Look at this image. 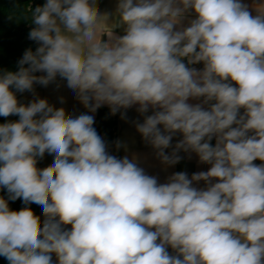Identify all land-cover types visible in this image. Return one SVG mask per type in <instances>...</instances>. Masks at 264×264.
<instances>
[{
  "label": "clouds",
  "instance_id": "obj_1",
  "mask_svg": "<svg viewBox=\"0 0 264 264\" xmlns=\"http://www.w3.org/2000/svg\"><path fill=\"white\" fill-rule=\"evenodd\" d=\"M28 11L39 46L17 71H0V117H19L0 124L8 194L0 256L8 264H264V0H118L114 12L97 0H46ZM58 76L85 112L44 98L18 102L16 92ZM104 105L122 119L138 106L136 131L165 167L181 151L210 167L160 183L135 155L110 154L93 115ZM45 153L53 162L38 168ZM17 199L25 207L11 210Z\"/></svg>",
  "mask_w": 264,
  "mask_h": 264
},
{
  "label": "crops",
  "instance_id": "obj_2",
  "mask_svg": "<svg viewBox=\"0 0 264 264\" xmlns=\"http://www.w3.org/2000/svg\"><path fill=\"white\" fill-rule=\"evenodd\" d=\"M45 2L46 0H43V4ZM97 2L101 11L114 12L118 0H97ZM244 2L249 5H252L253 3H260L261 0H244ZM187 22L188 20L186 19L184 21V24L186 25ZM42 74L43 73H37V75ZM27 95L28 97L33 99H47L49 104L53 105L56 108L63 107L69 114L74 113L78 115L86 111L83 104H81L76 98L73 90L67 87L66 80H63L59 76L54 82H51L47 86H42L39 84V87L35 89L34 92L28 91ZM61 98H63V102H61ZM189 102L197 103L199 101L190 100ZM102 107L109 108L107 105H104ZM137 107L138 106H133L132 108L126 110V117L123 119L121 118L120 112L115 115L117 124L116 142L118 140L122 141L123 144L126 145L127 150H125V147H120L119 149H117L115 143L114 146L108 148L110 154L116 155L118 158H123L125 155H127L130 159L133 155H135L138 158L139 166L144 168L147 174L156 176L160 183L166 182L167 177L175 172L183 171L188 173L189 177H191V175L195 172L208 170L210 165L200 163L195 153H184L183 151L179 153V155L182 157L179 163L168 167L162 165L159 159L155 156V150L149 144H147L143 140L141 135L136 131L135 124L133 123V121L142 122L144 118L136 111ZM241 112H243V110H241ZM147 114H151V110ZM93 115L95 118L96 125L97 111ZM181 138L182 136L180 134L175 135L172 140V145L174 146L175 143ZM211 143L213 144V141ZM171 150L172 149L169 148L165 151L171 152ZM53 159V155L45 153V156L41 159L40 168L49 166L53 162ZM254 163L260 164L262 162L256 160L254 161ZM196 186L204 187V182L201 181ZM39 216L41 218V221H43L44 216L42 214L41 207L39 208ZM53 260L55 261V256H53Z\"/></svg>",
  "mask_w": 264,
  "mask_h": 264
},
{
  "label": "trees",
  "instance_id": "obj_3",
  "mask_svg": "<svg viewBox=\"0 0 264 264\" xmlns=\"http://www.w3.org/2000/svg\"><path fill=\"white\" fill-rule=\"evenodd\" d=\"M43 0H30L23 2L21 0H0V71H17L18 61L22 58L24 52L31 48L33 51L38 47L37 42L29 39L28 33L33 27L30 23L31 13L29 7L34 9L36 6H42ZM37 75V73H35ZM13 91H15L13 89ZM28 91L23 93L16 92L18 102L28 104L33 98L28 97ZM19 117L16 115L7 118L0 117V124L9 121H16ZM96 130L98 134L106 141L108 148L116 143L117 124L115 115L110 114V109L100 107L97 110ZM41 159L38 160L37 167L40 168ZM6 189H0V196L7 199ZM11 210L19 211L25 207L22 200L8 201ZM33 212L39 216L40 206L36 204L28 205ZM0 264H8L6 258L0 256Z\"/></svg>",
  "mask_w": 264,
  "mask_h": 264
},
{
  "label": "built area",
  "instance_id": "obj_4",
  "mask_svg": "<svg viewBox=\"0 0 264 264\" xmlns=\"http://www.w3.org/2000/svg\"><path fill=\"white\" fill-rule=\"evenodd\" d=\"M185 61H186V59H185ZM192 67H195L197 69H202L203 68V64L202 63L196 64V65H193ZM38 87H39V84H34V90L37 89ZM212 141H213V145H214L215 144V138H213ZM168 251H169L170 254H175L170 247H169Z\"/></svg>",
  "mask_w": 264,
  "mask_h": 264
},
{
  "label": "water",
  "instance_id": "obj_5",
  "mask_svg": "<svg viewBox=\"0 0 264 264\" xmlns=\"http://www.w3.org/2000/svg\"><path fill=\"white\" fill-rule=\"evenodd\" d=\"M21 1H23V2H28V1H30V0H21Z\"/></svg>",
  "mask_w": 264,
  "mask_h": 264
}]
</instances>
